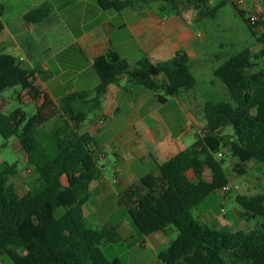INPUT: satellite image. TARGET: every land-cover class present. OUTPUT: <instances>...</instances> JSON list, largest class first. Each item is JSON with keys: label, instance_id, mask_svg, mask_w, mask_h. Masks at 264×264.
<instances>
[{"label": "trees", "instance_id": "obj_1", "mask_svg": "<svg viewBox=\"0 0 264 264\" xmlns=\"http://www.w3.org/2000/svg\"><path fill=\"white\" fill-rule=\"evenodd\" d=\"M214 1L99 0V4L104 10L117 12L159 4L162 13L182 16L192 11L193 23L201 24L216 20L220 9L233 2ZM258 1L264 7V0ZM232 4L253 36L264 44V34L258 37L255 32L263 22L253 25L250 13ZM52 14V6L45 4L28 13L25 20L38 24ZM3 30L0 12V34ZM262 56L264 51L254 56L250 49H245L218 66L213 75L226 89L228 99L206 102L205 132L185 151L159 164V176H146L140 185L120 194V204L141 235L168 233L172 228L178 231L177 238L160 252L161 264H264V223L250 232H233L211 227L193 215L210 196L230 185L225 159L218 158L219 153H230L237 161L233 171L239 175L247 174L251 162L264 164V69L253 71L257 67L255 60ZM192 65L184 51L164 62L153 63L144 58L135 66L111 51L93 62L100 79L93 92L72 93L58 103L46 97L31 117L21 109L6 113L0 104V142L3 140L5 147L15 138L33 172V183L22 197L11 183L19 174L17 165H0V264L5 263L4 258L10 264H123L118 259L109 261L102 251L105 244L122 243L118 230H95L85 221L90 185L102 175V151L93 150L94 139L81 134L79 128L92 113L101 110L109 86L121 76H127L131 85L157 93L163 90L166 96L174 97L197 88ZM38 73L22 68L14 56L0 53V97L16 87L32 93V79ZM162 75L168 81L159 85ZM54 119L59 121L50 138L41 139L40 132ZM228 128L233 129V136L222 134ZM207 170L211 173L210 181L205 179ZM190 172L194 178L189 176ZM66 174L77 175L79 183L64 187L61 177ZM237 203L243 210L242 218L264 219V194L238 196ZM59 209L64 210L61 217H57Z\"/></svg>", "mask_w": 264, "mask_h": 264}, {"label": "crops", "instance_id": "obj_2", "mask_svg": "<svg viewBox=\"0 0 264 264\" xmlns=\"http://www.w3.org/2000/svg\"><path fill=\"white\" fill-rule=\"evenodd\" d=\"M244 1L245 8L253 7L250 13L264 16V7L258 0ZM45 4L53 8L49 19L38 24L26 22L28 13ZM0 12L4 23L0 53L14 56L24 69L39 71L32 79L33 92L23 91L24 99L20 100L35 107L46 97L58 103L72 93L95 91L100 79L93 62L111 51L131 66L144 58L153 63L168 61L177 52L184 51L193 61L192 72L199 84L198 77H203L205 71L213 75L216 69L209 66L213 59H218L213 57L217 47L213 34L207 22L193 23L192 11L177 16L162 13L159 4L117 12L104 10L99 0H0ZM167 81L166 76L159 77V85ZM200 90L198 85L193 91L168 97L163 90L157 93L134 86L129 84L127 76H121L116 84L109 86L101 110L92 113L79 128L81 134H89L94 139L93 150L102 151L99 158L102 175L90 185L91 198L84 207L86 224L95 230L117 229L122 243L132 242L141 255L151 254V260L141 264H161L159 254L173 242V230L143 236L133 227L128 212L121 218H113L125 208L120 204V194L140 185L146 176H159V164L185 151L205 132L204 107L210 98ZM0 98L8 113L6 105L10 101L2 95ZM58 121L51 122L54 123L51 132ZM222 134L234 135L227 129ZM231 164L233 170L237 161ZM189 176L194 178L193 172ZM205 179L211 180L209 170L205 172ZM78 183L77 175L61 177L64 187L71 188ZM230 186L234 187L231 181ZM29 189L23 195L17 193L23 197ZM228 194L220 191L212 195L218 198V203L201 208L195 218L211 227L233 232H250L261 224L260 218H242L243 210L229 211ZM92 202L96 216L93 222L87 214Z\"/></svg>", "mask_w": 264, "mask_h": 264}, {"label": "rangeland", "instance_id": "obj_3", "mask_svg": "<svg viewBox=\"0 0 264 264\" xmlns=\"http://www.w3.org/2000/svg\"><path fill=\"white\" fill-rule=\"evenodd\" d=\"M220 1L221 0H215L214 4H218ZM234 2L237 3L236 0L232 3ZM232 3H228L220 9L219 16L216 20H210L206 23V25L212 32L217 44V47L215 49L216 51L213 54V57L218 56V59L216 61L213 59L209 64L210 67L214 66V68H217L228 58L245 49H250L254 56H260L264 51V44L260 43L256 39V37L253 36L251 30L240 17L238 11ZM237 6L248 13H250L253 9L252 6H249L247 8L239 6L238 4ZM259 15L263 23L258 25L255 29L256 35L258 37L264 34V16L262 14ZM255 63L257 64V67L253 69L254 72L264 69V56H262L259 60H255ZM203 74V77H198L200 81V84L198 82V85L201 89L200 91L202 92V94H205L208 98H210L209 101L212 100L217 102L228 99L227 91L221 84V82L216 80L214 75H212L210 71H205ZM21 92V87H16L13 89H9L2 94L4 99L10 101L6 105V107H8L7 110L8 112H12L16 109H21L27 117H31L36 113L35 104L22 103L20 100L21 98L24 99V96L21 95L19 97ZM53 125L54 123H49L40 132L41 139L44 140L50 138L49 134L51 133L52 127H54ZM227 131L234 133L232 128H228ZM3 144L4 141L2 140L0 142V165L5 162L17 165L19 174L11 179V183L14 185L16 191L23 195L33 183V172H28L30 168L27 165L26 157L23 150L21 149L20 144L17 140H15V138L9 141L7 146L4 147ZM222 152L226 155L224 158L225 172L228 174L229 180L232 182L233 186H239V189L234 190L233 192H231V194L228 195L229 198L226 204V208L231 212L235 209L242 210V208L237 203L238 196L253 197L264 194V164L259 162H251L248 164L247 174L239 175L231 168L233 157L228 151ZM255 165L257 168H255ZM215 203H218V198L214 196L209 197L199 210H194V216L197 217L198 213L201 211V208ZM93 204L94 202H92L87 208V214L90 215V217H88V220L91 222H93L96 218L95 210L92 208ZM63 214L64 210L59 209L57 212V217H61ZM123 215H128L125 208H121L120 212H118V214H115L113 218L118 219ZM260 221L261 223H264V219L260 218ZM131 223L133 227L137 229L134 223ZM172 229L173 232H171V234L174 237L173 240H175L178 236V231H176L174 228ZM133 245L134 244L132 242H130L129 244H114L103 247L102 251L105 253L109 261L118 259L121 260L123 264H141L143 262H149L151 260V254H148L146 256L141 255L140 251L138 249H135ZM4 262V264H10V261L7 258H4Z\"/></svg>", "mask_w": 264, "mask_h": 264}, {"label": "built area", "instance_id": "obj_4", "mask_svg": "<svg viewBox=\"0 0 264 264\" xmlns=\"http://www.w3.org/2000/svg\"><path fill=\"white\" fill-rule=\"evenodd\" d=\"M233 1H235V0H233ZM236 1H237V3L234 2L236 5L238 4L239 6H242V7L245 6L244 0H236ZM249 19L253 25H257L261 21L260 15L258 13H254V12L250 13ZM101 123L104 124V121H101ZM218 158H225L224 153H219ZM28 172H31V170H29ZM236 189H239V188L238 187H231L229 185V186L224 187L221 192H223L224 194H228L232 190H236ZM222 212L225 213L224 210Z\"/></svg>", "mask_w": 264, "mask_h": 264}]
</instances>
